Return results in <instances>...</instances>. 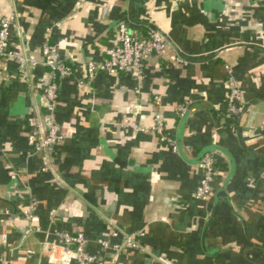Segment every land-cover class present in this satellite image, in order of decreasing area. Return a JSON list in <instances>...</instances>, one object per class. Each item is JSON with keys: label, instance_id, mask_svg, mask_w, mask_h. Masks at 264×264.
<instances>
[{"label": "crops", "instance_id": "crops-1", "mask_svg": "<svg viewBox=\"0 0 264 264\" xmlns=\"http://www.w3.org/2000/svg\"><path fill=\"white\" fill-rule=\"evenodd\" d=\"M10 13V51L38 64L0 60V264H76L58 235L81 232L99 254L110 225L139 243L118 264H264V0H0V18ZM120 23L167 41L142 93L106 72L83 88ZM46 28L72 75L57 80L62 140L36 152L26 121L44 112ZM227 68L241 93L232 119ZM154 95L176 151L152 129ZM202 153L216 169L197 200Z\"/></svg>", "mask_w": 264, "mask_h": 264}, {"label": "built area", "instance_id": "built-area-1", "mask_svg": "<svg viewBox=\"0 0 264 264\" xmlns=\"http://www.w3.org/2000/svg\"><path fill=\"white\" fill-rule=\"evenodd\" d=\"M13 20L14 13L0 18V60L6 57L14 58L18 63V71L24 73L26 69L36 66L38 61L27 55H14L10 51L9 28ZM44 32L46 39L41 46L40 62L48 70L50 78L43 93L45 99L44 112L41 117L30 116L26 121L28 128L27 141L29 146L36 152L54 147L62 140L60 127L54 119V111L58 99L57 80L68 78L72 75L71 67L62 62L56 46L48 40L51 29L46 28ZM166 43L165 37L155 28L148 29L145 35H140L134 29L120 23L116 27V39L106 49L104 57L99 62L89 61L86 63L84 79L80 81V85L83 88L91 89V84L98 72H106L111 75L126 74L134 81V94L140 95L144 81L145 64L151 57L159 56ZM178 61L181 60L178 59ZM227 72L226 84L228 93L225 117L232 119L240 112L241 93L238 83L230 75L228 68ZM151 102L157 109L152 117L153 131L173 151H176L173 140L162 135L164 122L158 112L162 105L161 97L154 95ZM176 110L177 115L183 117L186 105L182 104ZM133 129L141 130V128L139 129L135 126H133ZM198 166L200 177L194 197L197 200H204L208 199L212 194L211 183L215 176V160L210 153H205L201 157ZM45 170L46 168H43V171ZM26 214L29 218L30 211H27ZM58 237L76 264H118L122 254L139 248L135 233L124 231L114 225H110L107 238L99 239L96 242L99 254H90L85 250L87 242L81 232L73 234L61 232Z\"/></svg>", "mask_w": 264, "mask_h": 264}, {"label": "water", "instance_id": "water-1", "mask_svg": "<svg viewBox=\"0 0 264 264\" xmlns=\"http://www.w3.org/2000/svg\"><path fill=\"white\" fill-rule=\"evenodd\" d=\"M204 154H205V153H202V154H201L199 161L201 160V157H202ZM199 161H198V162H199Z\"/></svg>", "mask_w": 264, "mask_h": 264}]
</instances>
